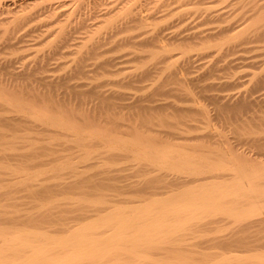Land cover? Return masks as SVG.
I'll return each instance as SVG.
<instances>
[{
  "label": "bare ground",
  "instance_id": "6f19581e",
  "mask_svg": "<svg viewBox=\"0 0 264 264\" xmlns=\"http://www.w3.org/2000/svg\"><path fill=\"white\" fill-rule=\"evenodd\" d=\"M207 1L0 0V56L26 48L34 18L46 21L25 46L47 49L0 60V264H264V68L242 80L229 56L264 50V1ZM108 39L129 48L126 62L168 68L150 97L63 82L110 75ZM191 52L211 56L200 76ZM52 58L63 74L46 73ZM165 82L172 98L159 102Z\"/></svg>",
  "mask_w": 264,
  "mask_h": 264
},
{
  "label": "rangeland",
  "instance_id": "374dc122",
  "mask_svg": "<svg viewBox=\"0 0 264 264\" xmlns=\"http://www.w3.org/2000/svg\"><path fill=\"white\" fill-rule=\"evenodd\" d=\"M204 1H207V0H204ZM218 0H208L207 2H204V4L202 3L201 5L204 7V6H208L209 4H211V2H213L214 3V5L216 4V6H214V5H212L211 4V6H212V8H213V6L214 7H217V9H220V8H223V7H225L226 6V3L227 2H225V1H223V0H221V1H223V2H221L220 1V3H219V1L217 2ZM262 1H264V0H261V2ZM225 2V3H224ZM205 3H206V5H205ZM222 5V6H221ZM210 6V5H209ZM208 6V7H209ZM249 6V5H248ZM190 7V6H189ZM192 7V6H191ZM190 7V8H191ZM219 7V8H218ZM250 7V6H249ZM214 9H216V8H214ZM228 9V8H227ZM233 15H235V14H233ZM233 15H231V16H233ZM34 21H29V23H27L26 24V26H27V30L25 29V31L23 30V32H28V34L29 35H27V39L28 40H30V41H27V42H25V41H23V42H21V43H23L22 44V47H26V48H23L22 50H16L17 52H10L9 53V51L8 52H6V50L4 51V54H2L1 56H0V60L2 61V62H4V60L5 59H7V58H9L10 56H12L13 57V55H14V57H19V56H22V57H24L23 59H24V61L26 60H28V61H30V60H32V59H34V58H31V57H34L35 55H37V53H38V55L37 56H40L42 53H44L45 51H47V49L46 48H43V47H41V45H38V46H34V47H27L28 45V43H32L33 41H31V40H33L34 39V37H36L35 36V33H37L36 35H38V28H40L41 26H40V24L42 25L44 22L43 21H46V20H42L41 18H40V20H42L40 23H39V20H38V18L35 20V18L33 19ZM251 20V18L248 20V21H250ZM38 22L39 24H37L38 25V27L36 26V22ZM188 21V20H187ZM186 21V22H187ZM31 23H33V24H31ZM215 23V22H214ZM30 26H29V25ZM35 24V25H34ZM187 24V23H186ZM206 25V24H205ZM213 25V24H212ZM32 26L33 27H35L36 28V30H35V28L33 29L32 28ZM40 26V27H39ZM208 26H210V23L208 24ZM30 27V28H29ZM42 27H44V26H42ZM205 27H207V26H205ZM26 28V27H25ZM30 29V30H29ZM41 29V28H40ZM44 29V28H43ZM32 30V31H31ZM33 30L34 31H36V32H34V34H33ZM32 33V34H30V33ZM100 33H101V35H100ZM98 35H100V37H102L105 33H104V31L102 30L101 32H100ZM95 34H96V32H95ZM96 34V35H97ZM81 35H83V34H81ZM119 35V37H117V35H115L114 37H117V38H115V40L116 39H119L120 38V34H118ZM78 36H80V35H78ZM93 36H95V35H93ZM30 39H29V38ZM31 37H33V38H31ZM113 37V38H114ZM25 38V39H26ZM95 38H96V36H95ZM97 38H98V36H97ZM3 39V38H2ZM26 39V40H27ZM36 39H37V37H36ZM112 39V38H111ZM112 40H114V39H112ZM112 40H110V39H108V40H106V42H107V44H109V46L107 47V45L104 43L103 45H102V47L101 48H103V46H105L106 48H105V50H104V48H103V50L101 49L100 51H106L103 55L106 57V54L107 55H109L110 56V54H111V59H113L112 60V65H110L109 66V68L111 69V70H113V71H111V72H108V74L110 73V75H107V73L105 74V75H101V76H103L104 78H102L101 76L100 77H97V78H94V80L92 81V79H87V78H71V79H63V82L64 83H66V84H71V85H74L75 84V82H77L75 85H77V84H79V85H77V86H79V87H77V88H80V89H86V90H88V89H91V91H92V89H95V88H93V86L94 85H96V84H99L98 85V87L96 88V89H98V90H101V91H103L104 92V94H106V95H110V93L113 91V90H118L119 88H120V91L122 92H124L125 93V95L123 96V98H124V100L127 102H129V101H131L133 98H135L134 96H136V98L137 97H140V95L142 94V98H144V99H147V97H150V94L152 93V91H153V89H154V87L156 86V84L158 83V82H160V80L162 79V78H164V74H165V72H167L168 71V68H166L165 67V70L166 71H164V73L162 72H160L161 70L163 71V69H158L157 68V66H153L152 64H150V63H143V64H137V63H135L136 61L135 60H128L127 62L126 61H124V60H126V59H128V58H130L129 57V55H128V57L126 58V56L127 55H124V57H123V52H128L129 51V48L128 47H126V46H124L123 48H120V44H119V46L117 45V46H115V43L114 42H112L113 44H114V46H113V44H110L111 43V41ZM109 41H110V43H109ZM257 42V41H256ZM249 42V43H247V45H249L250 44V46H252V45H256V44H258V43H260L261 44V42ZM20 43V44H21ZM25 43H26V45L27 46H25ZM1 46V45H0ZM111 46H112V49H111ZM114 47H116L115 49H114ZM28 48V49H27ZM19 49H21V48H19ZM119 49V50H118ZM30 50V51H29ZM109 50V51H108ZM2 51V52H3ZM192 51H194L196 54L197 53H199V50H192ZM198 51V52H197ZM64 52H66V51H64ZM192 53L193 55H195V56H197L195 53ZM12 53H14V54H12ZM47 52H45L44 54H46ZM240 53V52H239ZM9 54V55H8ZM68 54L69 53H66V55L67 56H65V55H63V56H59V59H58V61L60 60V59H62L61 61H68L69 59H71L74 55H73V53L72 54H69V56H68ZM120 54V55H119ZM234 54H238V52L237 53H234ZM234 54H231V55H229L233 60V63H232V61H231V64H230V66H232L233 67V69L235 70V71H233V69H229V70H231L230 71V75H231V72L233 71V74L234 75H236L235 77H237V76H240L241 77V79L243 80V79H247V78H249V75L248 76H246L245 74L246 73H250L251 71L252 72H254V69H257L258 71H259V69H261L260 67L262 66L263 68H264V50H263V48L261 49H252L251 50V52H245V54H243V53H241V54H243L245 57H247L246 59H236V55H234ZM247 54V55H246ZM255 54H257V55H255ZM3 55H5V56H3ZM43 55V54H42ZM234 55V57H232ZM251 55L252 56H254V57H251ZM260 55V56H259ZM37 56H35V57H37ZM109 56H107V57H109ZM113 56V57H112ZM229 56H227L228 57V59H229ZM238 56V55H237ZM1 57H3L2 59H1ZM28 57V58H27ZM116 57H118V58H116ZM120 57H122V58H120ZM210 57V58H209ZM207 56V57H205L204 58V60H202V59H199L198 60V58H200V57H198L197 56V59H195L196 57H194V59L196 60V62L194 61V62H192L191 64H192V66H193V64H196V66L195 67H192L191 66V64H189V72H192L193 73V75H191V76H200L202 73H204V71H205V69L204 70H202V68H206L207 66H208V63H206V62H208V60L209 59H211V56ZM251 57V58H250ZM207 58V59H206ZM230 58V59H231ZM235 58V59H234ZM253 58V59H252ZM255 58H257V59H255ZM22 59V60H23ZM67 59V60H66ZM118 59H121V61H123L122 63H121V61L120 60H118ZM193 59V60H194ZM57 60V59H56ZM55 60V61H56ZM116 60V61H115ZM202 60V61H201ZM206 60V61H205ZM241 60V61H240ZM247 60H249L248 62H247ZM251 60L253 61H255V62H251ZM257 60V61H256ZM50 61H52V62H50V63H48V65H50L48 68H49V71H47L46 73L48 74H52L51 72H54L53 74H56V75H58V74H63L64 73V67L63 68H59V69H61V70H59V69H57V70H59V71H57L56 69L55 70H50V68L51 69H53L52 67L55 65V61H54V59L52 58ZM54 61V62H53ZM113 61H114V63H113ZM205 61V62H204ZM263 61V62H262ZM18 63H19V65H20V61H17ZM17 62H14L13 63V67L15 68V69H17L18 70V68H20V67H18L17 65H18V63ZM93 61L91 60H89L88 61V64L90 65L89 67H88V69H92L93 67H92V63ZM117 62V63H116ZM223 61H221V63H222ZM238 62V63H237ZM242 62H244V63H242ZM54 63V64H53ZM120 63V64H119ZM204 63H206L205 65H203ZM220 63V64H221ZM251 63V64H250ZM52 64V65H51ZM114 64V65H113ZM223 64V63H222ZM207 65V66H206ZM236 65H238V66H236ZM253 65V66H252ZM18 68H17V67ZM144 66H146V67H144ZM204 66V67H203ZM241 66V67H240ZM257 66V67H256ZM197 67H198V69H197ZM201 67V68H200ZM232 67H230V68H232ZM259 67V68H258ZM120 69V72H119V74H118V71H119V69ZM138 68H140V69H138ZM141 68H144V69H148L150 72H151V75H152V78H151V75H147V76H144V77H140V79L138 78L137 79V81H135V87L133 86H131V87H129V86H127V85H125V86H122L124 83H127L128 82V79L129 78H131L134 74H136V73H139L140 71H142V70H144V69H141ZM161 68V67H160ZM14 69V70H15ZM65 69L66 70H68L69 69V67L65 64ZM238 69V70H237ZM17 70H15V71H17ZM135 70V71H134ZM160 70V71H159ZM177 70L179 71L180 69L179 68H177ZM198 70V71H197ZM237 70V71H236ZM263 70V69H262ZM200 71V72H199ZM202 71V72H201ZM261 71V70H260ZM59 72V73H58ZM61 72V73H60ZM131 72V73H130ZM132 72H133V74H132ZM169 72V71H168ZM255 72H256V70H255ZM161 73V75L163 76H161V75H159ZM192 73H189V75L190 74H192ZM217 74H219L220 73V71H218V72H216ZM91 74V73H90ZM112 74V75H111ZM126 74H128V75H126ZM154 74V75H153ZM222 74V73H221ZM232 74V75H233ZM238 74H240V75H238ZM107 75V76H106ZM241 75H243V76H241ZM111 76H113V77H111ZM125 76V77H124ZM129 76V77H128ZM161 76V77H160ZM108 77V79H106L105 80V78H107ZM118 77V78H117ZM124 77V78H123ZM233 77V76H232ZM111 78V80H109ZM116 78H117V80H116ZM151 78V80H149ZM215 78H216V76L215 75H213V76H211L210 78H209V80L211 81V80H215ZM73 79V80H72ZM76 79V80H75ZM81 79V80H80ZM104 79V80H103ZM114 79H115V81H114ZM217 79V78H216ZM98 81L97 83H96V81ZM123 80V81H122ZM139 80V81H138ZM66 81V82H65ZM67 81H69L70 83H68ZM86 81V82H85ZM88 81H89V83H91V84H89L88 83ZM95 81V82H94ZM108 81V82H107ZM120 81H122L123 82V84L121 85L120 83H118V82H120ZM144 82V83H142V82ZM205 82L207 81L208 82V79L207 80H204ZM112 82V83H111ZM114 82V83H113ZM137 82V83H136ZM139 82V83H138ZM201 82V81H200ZM204 82V83H205ZM82 83V84H81ZM116 83V84H115ZM141 83V84H140ZM200 84H202V83H200ZM90 85V86H89ZM92 85V86H91ZM116 85V86H115ZM119 85H120V87H119ZM143 85H145V86H143ZM151 85V86H150ZM174 86L175 84H171V83H168V82H165L164 83V86L162 87L163 88V90L164 91H162L163 93L160 95V94H157L158 95V98H157V96H156V98H157V100L159 101V102H166L167 100H169L170 101V99L172 98V96L170 97V96H168L167 94H169L170 92H167L166 91V89L167 88H169L170 86ZM177 85V84H176ZM89 88H88V87ZM140 86V87H139ZM149 86V87H148ZM116 87H118L117 89H116ZM138 87V89H136ZM196 87V88H195ZM198 87V85H196V86H194V89H195V91L197 92V96H199L200 95V93H201V91H200V93H199V87ZM102 88V89H101ZM113 88V89H112ZM115 88V89H114ZM109 90V91H108ZM233 90H235L236 91V88L235 89H233ZM106 91V92H105ZM119 91V90H118ZM209 91L211 92V90H208V93L207 94H209ZM213 91V90H212ZM216 90H214L213 92H215ZM264 90H262L260 93H263V96H262V99H264V92H263ZM206 92L207 91H205V92H202L201 93V95L199 96V97H197L198 99H202L203 100V102H205V104H206V102L207 101H209V102H207V104L209 103H211V105H206V107L208 108V106H209V108H208V110L210 111L212 108H213V105L215 106V101L214 100H211V98L209 99V97H207L206 96ZM19 93V92H18ZM17 93V94H18ZM198 93H199V95H198ZM203 93H204V95H203ZM16 94V95H17ZM91 94V93H90ZM138 94V95H137ZM23 94H21L20 93V96L19 97H21ZM115 95V94H114ZM113 95V97H112V99L116 102V103H118V105L120 104V101H124L123 99L122 100H120V94H116V96H114ZM119 97H118V96ZM162 95H167V96H165V98H163L162 97ZM23 96H25V95H23ZM91 96H92V94L90 95V99H91ZM159 96H161V97H159ZM133 97V98H132ZM170 97V98H169ZM23 98V97H22ZM26 98L27 99H23V100H33V101H35L34 100V98H32V99H30L29 97H27L26 96ZM29 98V99H28ZM168 98V99H167ZM204 98V99H203ZM163 99H165V100H163ZM74 100H76V102H77V99L75 98ZM73 99H72V101H74ZM92 100L93 101H97V98H96V95L95 94H93V96H92ZM160 100H163V101H160ZM199 100V101H200ZM214 101L213 103L214 104H212V102L211 101ZM158 101H156V102H158ZM75 102V101H74ZM74 102H71L70 103V105H73L74 104ZM145 102V101H144ZM156 102H154V103H156ZM201 103H203L202 101H200ZM36 104H38L37 106H42L41 105V102H39V103H37V102H35ZM73 103V104H72ZM204 104V103H203ZM75 106H77V105H73V107L74 108H76ZM212 106V107H211ZM211 107V108H210ZM214 110V109H213ZM213 110H211L212 112V114H211V116L212 115H214V117L212 116V118H216V120L218 119V117H216L215 116V110H214V113H213ZM8 113V114H7ZM85 112H83V114H84ZM5 114H7V115H12L13 113L12 112H6ZM85 115H88V113H85L84 114V116ZM118 115H120V113H118ZM220 118H221V116H220ZM213 120H215V119H213ZM213 120H212V123H214L213 122ZM220 120L218 119V121H217V124H216V122L214 123L215 125H217V126H215L216 128L217 127H219V125H224V126H220V128L222 129V128H225L226 126H228V129L229 130H231V125L230 124H227V125H225L226 123L225 122H223L222 121V118H221V121H220V123L218 124V122H219ZM225 123V124H224ZM229 125H230V127H229ZM119 127V128H118ZM118 127H116V129L118 130V131H120V126H118ZM228 129H227V127H226V129H225V131H227V133H226V135L227 136H230V134H231V137L233 136V140L234 141H231L232 140V138L230 139L229 138V141L231 142V143H233V144H237V139L236 138H234L235 137V135H233V128H232V130L230 131V133H228L229 131H228ZM223 130V129H222ZM224 132V131H223ZM235 140H236V142H235ZM192 144H196V145H198L199 144V142H198V144H197V142H192ZM201 145V144H200ZM238 146H240V145H238ZM120 163V162H119ZM125 163H127V162H125ZM35 168H37V167H34L33 169H35ZM7 174V173H6ZM10 175V174H9ZM8 175V176H9ZM8 176H6V177H8ZM13 175H10L9 177H12ZM53 178H48L47 180H48V182H53V180H52ZM130 178H127V180H129ZM131 179H134V177H131ZM122 180H124L123 182H125L126 181V179H122ZM122 180L120 181V183L122 184L123 182H122ZM160 190V189H159ZM20 194H22L21 192H19ZM19 193H17V194H19ZM63 193V192H62ZM114 193H117V191L116 192H114ZM119 193V192H118ZM20 194H19V197H20ZM60 195H64V194H60L59 193V195L57 194V196L58 197H62V196H60ZM122 195H126V194H120V196H122ZM128 195V194H127ZM129 195H131V197L133 196V194H129ZM134 196H135V198L137 197L135 194H134ZM21 198H23L22 200H23V202H25L27 199L25 198V197H20L19 198V200L20 201H22L21 200ZM134 198V197H133ZM134 198V199H135ZM109 210V209H108ZM76 221V220H75ZM75 221H72L71 223H74ZM55 226H57V227H59L60 225H55ZM61 227V226H60Z\"/></svg>",
  "mask_w": 264,
  "mask_h": 264
}]
</instances>
